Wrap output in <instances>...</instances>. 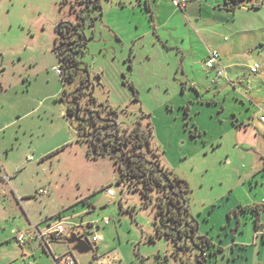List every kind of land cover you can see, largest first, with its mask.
Returning a JSON list of instances; mask_svg holds the SVG:
<instances>
[{
  "label": "rangeland",
  "instance_id": "1",
  "mask_svg": "<svg viewBox=\"0 0 264 264\" xmlns=\"http://www.w3.org/2000/svg\"><path fill=\"white\" fill-rule=\"evenodd\" d=\"M140 2L100 0L103 15L88 28L82 56L90 89L99 104L118 111L122 130L139 123L153 128L151 147L188 184L190 218L201 225L200 235L220 242L227 236L222 227L232 221L240 236L259 215L242 207L264 197V174L258 172L264 162V0H239L234 12L208 9L197 38L167 0L154 4L169 18L154 33ZM79 12L78 0H0V264H53L44 244L18 245L17 236L61 219L69 234L101 235L97 252L115 264L196 262L193 246L177 251L158 236V192L144 198L143 184L121 183L111 155L95 157L90 138L65 117L62 98L77 83L66 85L55 71L61 69L55 27L77 22ZM197 13L196 7L189 13L192 24ZM178 42L187 57L173 47ZM214 51L227 72L220 85L212 84L214 73L205 66L206 53ZM255 166V180L246 183ZM105 188L115 196L107 197ZM40 189L48 194L38 195ZM66 239L52 241V254L71 248ZM227 259L221 253L217 264Z\"/></svg>",
  "mask_w": 264,
  "mask_h": 264
},
{
  "label": "flooded vegetation",
  "instance_id": "2",
  "mask_svg": "<svg viewBox=\"0 0 264 264\" xmlns=\"http://www.w3.org/2000/svg\"><path fill=\"white\" fill-rule=\"evenodd\" d=\"M78 3L80 4L78 21L77 22L63 21L67 23V25L63 28L61 34H59L56 31L57 40H58L57 45L59 46L60 49L61 48L63 49L64 54L75 56L77 60L80 63H82V66H80L81 72L79 74V77L77 78V80H75V82L77 83V87L74 90L70 91V93L68 94L67 92L65 93V98L63 100V102H65L66 105L65 116L72 123L76 122L77 123L76 125L79 124L82 127L86 126L87 128L86 131H89L93 126L87 124L99 117V110H100L99 106L103 104L98 103L97 105H94L89 99V93L93 92L90 89V86L92 85V81L90 78L89 69L85 67L83 64L82 56L85 55L86 50L88 49V40L90 38L88 37L89 35L87 34L88 28L93 27L96 21H98V19L101 18V14H100L101 9L98 8L97 0H78ZM91 33L94 36V32L91 31ZM73 83L67 85H71ZM67 106L71 107V109L74 110V114L72 115L68 114ZM139 126H140L139 124L135 125L134 128H138ZM134 128H130L128 130L130 131ZM99 129L102 130L101 133L104 136L103 141L101 143V146L104 148L103 155H106L108 153L111 155V157L121 156L123 158L125 155L124 152L126 151V148L121 147L119 145L117 134L113 133L112 130L108 129V126L105 122H102V124L99 126ZM151 144L152 142H150L149 147L145 146V148L147 149L145 148L143 149L145 152L146 150H149V154H151L152 157H154L153 159H149V174H151L153 170H156L155 162L157 161L158 155H160L158 151H154V149L151 147ZM127 162H129V159H127L126 163H124V166L127 165ZM161 176H162V171L159 169L158 177ZM162 180L164 181L165 178L162 177ZM133 181H136V179H134ZM166 183L169 184L170 180L167 179ZM171 190L172 189H170V191ZM156 204L159 209L158 210L159 221L158 223L155 224L158 236L159 237L165 236L167 239L172 241L174 248L177 251H181L182 248L193 246L195 249L194 251H195L196 262L190 264L199 263L200 254L198 252V249L201 248L197 247L196 243H198L197 242L198 236H201L199 234L201 225L197 221L192 220V218H190L191 214L190 215L186 214L184 209L187 206L190 211L189 203L186 204V200L185 202L182 200L177 201V198H175V196L172 195V192H170L169 197L168 195H166V193L158 192V198ZM162 207H164V213L160 214ZM195 224H197V227H195ZM197 230H198L197 234H193ZM169 233L173 234L175 237L173 238L167 237L166 235ZM175 243H176V247H175ZM204 254L208 262L209 259L208 252L207 253L204 252Z\"/></svg>",
  "mask_w": 264,
  "mask_h": 264
},
{
  "label": "trees",
  "instance_id": "3",
  "mask_svg": "<svg viewBox=\"0 0 264 264\" xmlns=\"http://www.w3.org/2000/svg\"><path fill=\"white\" fill-rule=\"evenodd\" d=\"M239 0H225V8L228 11H236L239 7L238 5ZM98 8L101 9L100 1L97 0ZM101 17L103 15L102 10H100ZM67 25V23L61 21L56 26V31L61 34L63 31V28ZM62 36V35H60ZM87 49V48H86ZM55 51L59 57L60 63H61V69H62V82L67 84L75 82L77 78L79 77V74L81 72L80 66H82V63H80L75 56L64 54L63 49L59 48V46L56 44ZM137 95V91L135 90L134 86H131ZM65 98H62V101ZM89 99L92 102V104L97 105L98 99L94 96V93H89ZM99 110V117L94 119L93 121L89 122L87 125H92L93 127L86 131L87 128L82 127L81 125H77V130L80 135L83 136L85 140L86 138H90L88 145L90 151H92L93 155L95 157H101L105 156L104 154V148L101 146V143L103 141L104 136L102 135L101 131L99 129V126L102 124V122H105L108 126V129L112 130L113 133L117 134L118 142L121 147H125L126 151L124 152V157H114L112 156L113 160L115 161L116 168L120 170L121 172V179L120 182L124 183L125 180H128L130 182V187H135L138 189V184L144 185V190L141 192L142 196L144 198H151L150 192L157 191L159 193H166L168 197L170 196V192H172V195L177 198V201H184L186 200V204L188 203V195H189V187L186 181L183 179H180L179 177L174 176V174L167 169L165 165H163V162L161 160V155H158L156 164V170H153L151 174H149V159L147 157V153L143 150L145 146L149 147V144L153 137V128L148 127L147 130H143L140 126L138 128H134L132 130H122L118 119H119V113L118 111L114 110L110 106L106 105H100ZM67 111L69 115L74 114V110L71 109V107L67 106ZM189 108L186 109V114L188 115ZM66 117V116H65ZM76 122H73L74 124ZM77 124V123H76ZM236 124V123H235ZM237 125V124H236ZM127 159H129V162H127V165L124 166V163H126ZM158 166V167H157ZM158 168V170H157ZM159 169L162 171V176L158 177ZM162 177L165 178V180H162ZM170 180V183L167 184V179ZM136 179V181H133ZM131 187V188H132ZM170 189H172L170 191ZM243 210H254L255 212H259V210L264 209V205H253L249 207H242ZM160 214L164 213V207L161 208ZM185 212L187 215H190V211L188 207H185ZM195 227H197V224H195ZM198 230L195 231L193 234H197ZM169 238L175 237L173 234H167L166 235ZM196 243L197 247L204 249L203 252L207 253L210 257H214L215 253L219 252L218 250H213V244L211 243L210 239L203 236H198ZM200 264H207V259L205 257H201L199 259Z\"/></svg>",
  "mask_w": 264,
  "mask_h": 264
},
{
  "label": "crops",
  "instance_id": "4",
  "mask_svg": "<svg viewBox=\"0 0 264 264\" xmlns=\"http://www.w3.org/2000/svg\"><path fill=\"white\" fill-rule=\"evenodd\" d=\"M157 0H148L145 4L141 2L139 3V7L142 9L145 8L148 13L151 15L152 24L154 28V33H158L159 27L162 25H165V21L168 22L169 18L167 19V13L163 10L162 7L158 6L156 4V10H154V4ZM165 1V0H164ZM172 5L173 13L176 15H179L180 17L184 18L185 21V27L189 30V32H192V36L195 38L198 35L201 34L199 23L202 22L204 12H208V9H211L213 12H222L226 11L225 8V1L224 4H220L221 0H178L181 2L182 8H179L175 6L174 0H167ZM197 4V5H195ZM121 5V4H119ZM125 4L120 6V8H124ZM193 7H196L198 10V16L195 17L194 24L190 21L189 13ZM193 28L194 31H192L190 28ZM200 33H199V32ZM174 32V30H172ZM196 33V34H195ZM182 40L184 39L181 37ZM197 38V37H196ZM181 42L176 43L173 47L180 48ZM180 46V47H179ZM180 51H184L181 50ZM210 53V52H209ZM209 53H206V59ZM185 56L187 57V54L184 51ZM193 86H197V81H193ZM262 155V159L264 161V154ZM261 167V166H260ZM255 172H256V166L253 167L247 174L245 182H253L255 180ZM258 172H263L264 174V162L262 164V167L258 169ZM257 173V172H256ZM259 184V182H257ZM232 196V195H231ZM258 204V205H264V197L260 198H254L250 199L249 202H247L246 206L249 207L252 204ZM255 204V205H256ZM88 211H92L93 207H89L87 209ZM258 221L255 223L254 226L250 227V221L247 222L246 229L243 230L242 228V235L238 236L235 232V226L232 221H230L228 224H225L222 227L223 232H226L225 239L221 238V241L215 239L213 235H210V233H207L205 235L201 234L203 237H207L210 239L211 243L213 244V250H218V253H215L214 257H210L208 259L207 264H217L219 262V254L226 252L228 259L227 264H264V209L259 210L258 212ZM250 217V216H249ZM241 226V225H240ZM240 226H236V230L239 231ZM41 229L39 226H35ZM34 227V228H35ZM46 229V228H44ZM43 230V229H42ZM221 232V233H223ZM229 232H232L229 236ZM219 233V236H222V234ZM39 242V241H35ZM18 244V243H17ZM52 242L49 244L50 250H51ZM72 250V247L66 250L65 252L61 253H68ZM54 254V253H53ZM56 255V254H55Z\"/></svg>",
  "mask_w": 264,
  "mask_h": 264
},
{
  "label": "built area",
  "instance_id": "5",
  "mask_svg": "<svg viewBox=\"0 0 264 264\" xmlns=\"http://www.w3.org/2000/svg\"><path fill=\"white\" fill-rule=\"evenodd\" d=\"M175 6L182 8L181 2L178 0H174ZM207 71L213 72L214 76L212 77V84L213 85H220L221 82L227 78V72L225 68L222 66L220 54L217 51L210 52L207 56L206 63H205ZM260 66L257 64L252 68V72L258 74ZM58 76L62 79V69L55 70ZM261 121L264 123V116H261ZM105 194L107 197H114L115 191L112 188H105ZM48 191L45 189H40L38 195L46 196ZM110 219H105L103 225L108 226L110 224ZM98 223V224H97ZM92 223L94 227H99L100 223ZM64 221L62 219L55 223L54 225L49 224L46 229H39L35 227L31 230H27L24 233H21L17 236V243L18 245H25L27 243L39 241L42 245L44 244L49 251L53 264H115V259H109L108 257L99 256L97 252V245L103 242L104 238L101 235L94 234L90 236V230H84L83 232H77V238L87 245L91 247V253L93 256L88 260L81 262L78 255L72 250L68 253L64 254H52L49 244L52 241H58L62 238H69L70 234L66 232ZM87 254V255H89ZM84 255V256H87ZM83 256V257H84Z\"/></svg>",
  "mask_w": 264,
  "mask_h": 264
},
{
  "label": "water",
  "instance_id": "6",
  "mask_svg": "<svg viewBox=\"0 0 264 264\" xmlns=\"http://www.w3.org/2000/svg\"><path fill=\"white\" fill-rule=\"evenodd\" d=\"M66 243L68 244V246L72 247V252H75L80 256L87 255L91 252V247L87 245L85 242L79 240L76 234L74 233L70 234V237L66 239ZM175 247H176V243H175ZM198 252L200 254L199 258L205 257V254L202 249H198ZM197 264H200V263H197Z\"/></svg>",
  "mask_w": 264,
  "mask_h": 264
}]
</instances>
